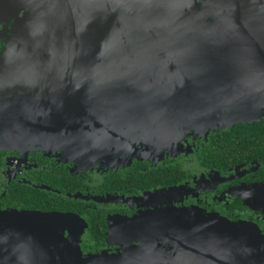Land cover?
I'll list each match as a JSON object with an SVG mask.
<instances>
[{"label":"water","instance_id":"water-1","mask_svg":"<svg viewBox=\"0 0 264 264\" xmlns=\"http://www.w3.org/2000/svg\"><path fill=\"white\" fill-rule=\"evenodd\" d=\"M4 37L0 149L92 166L264 115V0H0ZM256 190L246 203L264 212V185ZM70 218L2 211L0 264H264V234L246 220L144 214L125 255L83 258L61 249Z\"/></svg>","mask_w":264,"mask_h":264},{"label":"flooded vegetation","instance_id":"flooded-vegetation-1","mask_svg":"<svg viewBox=\"0 0 264 264\" xmlns=\"http://www.w3.org/2000/svg\"><path fill=\"white\" fill-rule=\"evenodd\" d=\"M177 145L170 152L102 159L87 168L58 151L0 149V213L71 215L58 229L65 241L61 249L83 256L132 249L139 240L131 222L171 210L246 220L264 234V212L246 203L264 185V115L229 128L189 131Z\"/></svg>","mask_w":264,"mask_h":264},{"label":"rangeland","instance_id":"rangeland-1","mask_svg":"<svg viewBox=\"0 0 264 264\" xmlns=\"http://www.w3.org/2000/svg\"><path fill=\"white\" fill-rule=\"evenodd\" d=\"M3 39H5V37L3 38ZM5 41V40H4ZM3 46H4V43H3ZM198 131V130H197ZM201 132V131H200ZM59 152V151H58ZM83 168H87V167H89V166H85V165H82V164H80ZM168 243H170V242H168ZM160 244L162 245V246H164V247H167L169 244H167L166 243V241H164V240H162V242H160ZM127 252L125 251V252H123V253H121V254H119V255H125ZM98 254H103V255H107V256H113V255H116V254H113V253H108V252H102V253H98ZM96 255V254H95ZM90 256V255H89ZM89 256H83L82 255V257L83 258H87V257H89ZM118 256V255H117Z\"/></svg>","mask_w":264,"mask_h":264}]
</instances>
